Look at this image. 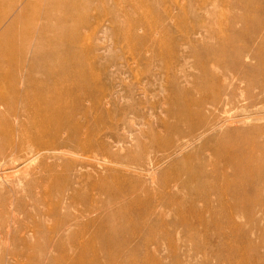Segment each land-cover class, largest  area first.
Instances as JSON below:
<instances>
[{
	"label": "rangeland",
	"instance_id": "1",
	"mask_svg": "<svg viewBox=\"0 0 264 264\" xmlns=\"http://www.w3.org/2000/svg\"><path fill=\"white\" fill-rule=\"evenodd\" d=\"M75 2L2 41L0 264H264V0Z\"/></svg>",
	"mask_w": 264,
	"mask_h": 264
},
{
	"label": "bare ground",
	"instance_id": "2",
	"mask_svg": "<svg viewBox=\"0 0 264 264\" xmlns=\"http://www.w3.org/2000/svg\"><path fill=\"white\" fill-rule=\"evenodd\" d=\"M76 2H78V0H76ZM1 4H4L3 5L4 7L0 8V71L2 69L1 67L4 65L3 64L4 60L5 59L6 60L11 59L10 54L5 55L4 46L2 44L3 43L2 41L5 40L9 36L11 31H13L14 27L16 28L17 21L24 15L23 13L28 12L30 10V8H32V7H37L38 5L42 4V0H5V2L0 0V5ZM15 11H18V13L16 14V16L13 19H11V15ZM29 49L31 50V46L27 50L29 51ZM25 52H26V50H25ZM30 53H31V51H30ZM30 55H33V54H30ZM32 61L36 65V61H34V60H32ZM4 80L5 79L0 75V82H2ZM182 122H184V121H182ZM20 147H21L20 143L15 142V150H14V152H12L15 154L14 156H16V152L19 150ZM199 172H201V169L200 170L198 169L195 173L198 174ZM192 173H194V171L193 172L189 171V174H192ZM197 174H195V175H197Z\"/></svg>",
	"mask_w": 264,
	"mask_h": 264
}]
</instances>
